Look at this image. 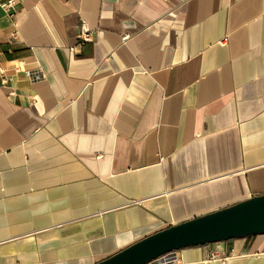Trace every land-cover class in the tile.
<instances>
[{
    "label": "crops",
    "instance_id": "1",
    "mask_svg": "<svg viewBox=\"0 0 264 264\" xmlns=\"http://www.w3.org/2000/svg\"><path fill=\"white\" fill-rule=\"evenodd\" d=\"M260 194L264 0H0V264H93ZM178 255L264 264V234Z\"/></svg>",
    "mask_w": 264,
    "mask_h": 264
},
{
    "label": "water",
    "instance_id": "2",
    "mask_svg": "<svg viewBox=\"0 0 264 264\" xmlns=\"http://www.w3.org/2000/svg\"><path fill=\"white\" fill-rule=\"evenodd\" d=\"M264 234V194L170 225L93 264H148L183 248Z\"/></svg>",
    "mask_w": 264,
    "mask_h": 264
},
{
    "label": "built area",
    "instance_id": "3",
    "mask_svg": "<svg viewBox=\"0 0 264 264\" xmlns=\"http://www.w3.org/2000/svg\"><path fill=\"white\" fill-rule=\"evenodd\" d=\"M128 38L129 35L124 36V39H128ZM79 39L84 42L91 40V30L87 25H82V28L79 33ZM1 72L2 74L4 73L3 70ZM23 72L32 81H37L45 78V74L40 68L27 69L26 67H24ZM180 263H181V259L178 255V251L174 250L162 254L161 256L152 260L148 264H180Z\"/></svg>",
    "mask_w": 264,
    "mask_h": 264
}]
</instances>
